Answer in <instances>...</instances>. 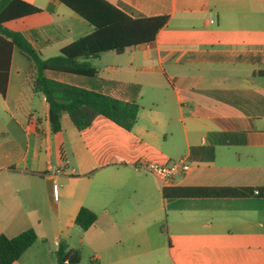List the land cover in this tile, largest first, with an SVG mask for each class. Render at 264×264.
<instances>
[{
	"label": "crops",
	"instance_id": "1",
	"mask_svg": "<svg viewBox=\"0 0 264 264\" xmlns=\"http://www.w3.org/2000/svg\"><path fill=\"white\" fill-rule=\"evenodd\" d=\"M5 24L41 59L92 32L56 0ZM132 19L167 16L153 43L90 61L95 78L48 79L138 107L126 131L103 117L78 131L33 91L35 71L13 49L0 95V235L32 230L13 264H57L61 242L79 264H264V198L172 197L170 189L264 187V0H106ZM183 160L162 188L142 163ZM138 168V170H137ZM57 186L54 197L53 186ZM81 208L97 216L82 230Z\"/></svg>",
	"mask_w": 264,
	"mask_h": 264
},
{
	"label": "trees",
	"instance_id": "2",
	"mask_svg": "<svg viewBox=\"0 0 264 264\" xmlns=\"http://www.w3.org/2000/svg\"><path fill=\"white\" fill-rule=\"evenodd\" d=\"M92 27V32L68 44L59 55L41 59L31 45L17 32L8 31L5 24L40 12L23 0H0V95L5 94L11 55L17 49L35 71L33 91L43 96L48 107V122L53 134L61 132V116L66 114L78 131L90 127L97 117H103L126 131L135 124L138 107L111 97L48 79L45 72L95 78L96 69L90 61L100 55L126 50L154 42L167 24V16L132 19L106 0H56ZM256 76L264 78V70ZM165 196L183 197H261L260 188H199L165 190ZM97 216L81 208L74 224L82 230L92 227ZM36 240L34 231L27 230L13 238L0 235V264H13ZM57 264H79L78 252L61 242L55 252Z\"/></svg>",
	"mask_w": 264,
	"mask_h": 264
},
{
	"label": "built area",
	"instance_id": "3",
	"mask_svg": "<svg viewBox=\"0 0 264 264\" xmlns=\"http://www.w3.org/2000/svg\"><path fill=\"white\" fill-rule=\"evenodd\" d=\"M146 173L152 175L158 182L159 186L165 188L172 184L174 178L178 175L184 174L189 170V166L183 161L179 160L169 165H160L156 163H142L138 166ZM137 168V170H138ZM54 197L57 195V186H53Z\"/></svg>",
	"mask_w": 264,
	"mask_h": 264
}]
</instances>
